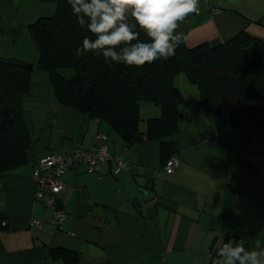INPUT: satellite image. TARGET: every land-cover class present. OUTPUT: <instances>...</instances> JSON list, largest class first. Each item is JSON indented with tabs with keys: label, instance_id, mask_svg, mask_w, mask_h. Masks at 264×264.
Instances as JSON below:
<instances>
[{
	"label": "crops",
	"instance_id": "1",
	"mask_svg": "<svg viewBox=\"0 0 264 264\" xmlns=\"http://www.w3.org/2000/svg\"><path fill=\"white\" fill-rule=\"evenodd\" d=\"M57 1L0 0V55L33 64L22 100L28 161L0 175V264H208L213 247L228 239H246L247 248L257 238L264 244V133L251 125L247 137L223 125L190 85L171 138L178 167L165 173L158 141L126 144L105 121L62 106L47 73L35 67L28 26L51 16ZM262 15L264 0H199L178 31L187 47L220 45L242 30L264 40L256 23ZM147 110L144 117L158 115L155 106ZM97 133L128 168L114 174L108 161L97 171L69 170L55 203L66 217L56 228L52 208L34 197V164L47 154L93 150Z\"/></svg>",
	"mask_w": 264,
	"mask_h": 264
},
{
	"label": "trees",
	"instance_id": "2",
	"mask_svg": "<svg viewBox=\"0 0 264 264\" xmlns=\"http://www.w3.org/2000/svg\"><path fill=\"white\" fill-rule=\"evenodd\" d=\"M256 23L264 26V15ZM28 30L37 49L35 67L47 73L57 101L105 121L126 144L158 141L161 167L177 150L171 138L179 131V108L185 103L174 83L179 73L197 88L203 108L223 125L238 128L247 137L251 125L264 133V40L245 30L215 46L203 42L187 47L183 42L174 57L142 67L110 66L93 53L77 58V47L91 34L78 24L67 0H58L55 12ZM141 39H146L143 33ZM62 70L73 75L66 78ZM32 71L0 55V175L28 161L31 137L22 100L29 92ZM145 104L155 106L158 115L141 118ZM3 217L0 214V225ZM221 246L213 247L211 257ZM68 257L70 263L75 261L74 254Z\"/></svg>",
	"mask_w": 264,
	"mask_h": 264
},
{
	"label": "clouds",
	"instance_id": "3",
	"mask_svg": "<svg viewBox=\"0 0 264 264\" xmlns=\"http://www.w3.org/2000/svg\"><path fill=\"white\" fill-rule=\"evenodd\" d=\"M85 35L76 49L102 56L105 63L142 67L176 55L184 42L182 22L198 11L199 0H67ZM141 33L146 39H141ZM228 239L210 258V264H264V244Z\"/></svg>",
	"mask_w": 264,
	"mask_h": 264
},
{
	"label": "built area",
	"instance_id": "4",
	"mask_svg": "<svg viewBox=\"0 0 264 264\" xmlns=\"http://www.w3.org/2000/svg\"><path fill=\"white\" fill-rule=\"evenodd\" d=\"M107 137L102 133L95 136V148L86 150L76 148L71 152L61 156L47 154L42 156L33 167L32 178L36 184L34 197L43 205L52 208L51 224L56 228L60 227L66 215L62 210L55 207L59 193L64 188L63 176L76 165H83L87 171H97L102 163L114 161L117 174L120 170L128 168L122 157L113 156L108 152L105 145ZM178 167L175 157L170 158L161 168L167 174L173 173ZM32 224L40 226V220H33Z\"/></svg>",
	"mask_w": 264,
	"mask_h": 264
},
{
	"label": "rangeland",
	"instance_id": "5",
	"mask_svg": "<svg viewBox=\"0 0 264 264\" xmlns=\"http://www.w3.org/2000/svg\"><path fill=\"white\" fill-rule=\"evenodd\" d=\"M61 74L64 77L69 78V77H71L73 75V72L71 70H62ZM177 78L178 79H177V83H176L177 85L176 86L179 88V90L181 91L182 94L188 96V93H190V92H189V90L187 88H189L190 85L191 86H193V85L187 80V78L184 75V73H179V77H177ZM151 106H153V105L149 104V105H144L142 107V109H141V118L143 117L142 113L143 112L145 113V111H148L147 109L151 108ZM141 123H143V122H141Z\"/></svg>",
	"mask_w": 264,
	"mask_h": 264
},
{
	"label": "water",
	"instance_id": "6",
	"mask_svg": "<svg viewBox=\"0 0 264 264\" xmlns=\"http://www.w3.org/2000/svg\"><path fill=\"white\" fill-rule=\"evenodd\" d=\"M9 61H13L15 63H19V64H25L27 66L28 69H33V64L31 63H26L23 60H19V59H15V58H6Z\"/></svg>",
	"mask_w": 264,
	"mask_h": 264
}]
</instances>
